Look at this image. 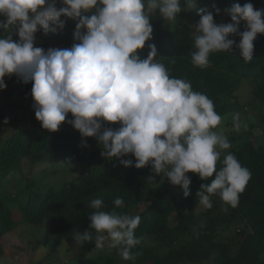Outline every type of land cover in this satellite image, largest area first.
Listing matches in <instances>:
<instances>
[{"label":"clouds","instance_id":"obj_1","mask_svg":"<svg viewBox=\"0 0 264 264\" xmlns=\"http://www.w3.org/2000/svg\"><path fill=\"white\" fill-rule=\"evenodd\" d=\"M0 0V89L7 87L5 77L17 76L23 83L32 82L36 119L43 129L56 132L69 113L67 123L82 138L94 137L103 149L101 156L121 159L124 167L145 168L151 165L156 175L166 174L170 183L190 193L188 173L198 174L204 183L197 192L199 204L213 205L210 196L235 208L240 194L251 179V172L228 153L217 170L222 150L231 148L223 130L216 131L221 116L214 102L204 93L193 90L192 83L171 77L156 57L155 44H148L147 58L140 50L152 40L150 17L158 10L168 21H176L182 11L181 0ZM216 14L220 9L213 5ZM231 22L217 24L213 12L202 8L195 25V52L192 63L209 66L213 52L239 49L245 62L254 55V41L264 34V8L252 3L234 4L224 10ZM76 21L71 48L35 47L36 33L63 29L66 20ZM245 31H240L241 22ZM18 36L14 40L13 36ZM239 35L240 42L229 39ZM233 127L241 129L238 113L232 115ZM7 123V119L5 120ZM119 124L118 128L105 124ZM247 128V125H243ZM84 146H87L86 141ZM149 177L148 181H154ZM114 209L103 210L102 199H93L94 209L88 219L90 228L75 232L74 241L82 246L94 240L97 249L110 240V247L123 245V259H135L131 249L141 243L135 235L141 223L139 215L115 211L124 206L117 197ZM227 211V208L224 209Z\"/></svg>","mask_w":264,"mask_h":264},{"label":"trees","instance_id":"obj_2","mask_svg":"<svg viewBox=\"0 0 264 264\" xmlns=\"http://www.w3.org/2000/svg\"><path fill=\"white\" fill-rule=\"evenodd\" d=\"M196 17L202 8L213 12L216 23L221 11L239 3H252L254 8H264V0H187ZM182 2V1H181ZM213 5L220 9L216 14ZM62 5L57 3V7ZM0 19H3L0 16ZM62 19H65L62 17ZM66 20V19H65ZM241 22L240 31H245ZM66 21L63 29L48 32L47 39L35 42V47L47 51L49 48H71L74 33ZM171 26L161 27L152 44L159 43L156 59L168 69L171 77L182 78L192 83L193 90L206 94L222 117L240 112L245 106L238 91L243 80L252 84L254 99L264 105V34H258L254 41V55L245 62L235 46L229 51L213 52L209 66L197 67L192 63L191 54L196 51L195 35L188 26L177 25L175 34L167 39ZM2 33L0 35H7ZM18 40V36H13ZM238 44L239 35L230 36ZM147 58V53H141ZM6 88L0 93H16L19 98L8 97L0 102V124L5 120L15 121L13 114L20 112L18 129L8 138L0 140V258L3 257V238L16 231L25 223L44 226L47 247L59 246L76 226L84 230L90 228L89 215L95 211L90 207L93 199H102L105 211L114 209L113 201L120 197L124 206L115 211L131 216L139 215L141 223L135 235L141 243L131 249L135 259L119 258L123 245L116 248L97 249L94 240L89 242L87 252L94 255L74 264H264V143L256 144L252 137L264 133V116L260 123L250 126L241 134H233L229 139L236 141L227 149L242 166L251 172V179L240 194L239 204L232 208L226 205L219 194L210 196L211 208L199 204L197 192L204 183H211L213 177L202 180L198 174L188 173L190 195L185 198L183 189L166 179L159 187H152L148 178L153 171L151 165L145 168L124 167L121 159H132V155L108 160L101 156L103 149L94 137L82 138L80 132L68 120L71 113L56 132L42 128L35 116L32 82L17 88L4 78ZM16 123V122H15ZM118 128L117 124H105ZM256 139V138H255ZM86 141L87 146H84ZM46 163L61 160L87 166L70 180L59 185L46 179H30L24 171V160ZM223 160V159H222ZM221 160V161H222ZM222 167L217 164V170ZM15 178L17 190L9 192L5 181ZM227 208V211L224 209ZM235 228L230 236L224 233ZM154 240L155 245L147 242ZM37 264H42L38 262Z\"/></svg>","mask_w":264,"mask_h":264},{"label":"rangeland","instance_id":"obj_3","mask_svg":"<svg viewBox=\"0 0 264 264\" xmlns=\"http://www.w3.org/2000/svg\"><path fill=\"white\" fill-rule=\"evenodd\" d=\"M182 11L178 15L176 21L165 20L160 16L158 10L150 17V23L153 27L152 36H156L161 27L171 26L170 33L166 37L170 39L176 31L177 25H185L190 28L191 35H197L195 25L199 21L200 17H196L191 10V2L187 0H181ZM227 9V8H225ZM225 9L221 11V18L217 24L231 22L230 16L225 13ZM70 24V31L74 33L76 27V21L65 18ZM47 39V35L41 30L36 33V42H42ZM160 43V42H159ZM159 43L155 44L159 51ZM148 44H152L151 40L146 42L144 49L140 50L141 53L149 52ZM5 78L15 85L17 88L21 87L22 81L15 75ZM241 102L244 104V108L238 112L241 118V129L236 131L233 127L232 115L222 117L221 124L215 129L216 131L223 130L224 135L228 140L233 134H241L248 130L250 126H255L260 123V120L264 116V105L255 100L252 91V84L248 80H243L240 84L238 91ZM13 99L19 98V94L16 93H0V102L6 98ZM15 121H8L7 123L0 124V140L8 138L14 131L18 129V123L21 119L20 112L13 114ZM36 119V116H33ZM16 122V123H15ZM244 124L247 128H244ZM255 138L252 140L256 143H264V133H255ZM236 141H230V144ZM227 154V150H222L220 160L221 162L224 156ZM87 166L80 165L75 162H63L61 160L51 161L46 163H35L29 159L24 160V171L30 179H46L55 185H59L64 179L70 180L74 178L81 171H86ZM19 175H14L5 181V188L15 193L17 190V183L15 178H19ZM150 177H155L154 181H150L152 187H159L167 178L166 174L156 175L154 170L151 172ZM237 230L235 228L230 229L224 236L233 235ZM84 233L81 226H76L67 235L66 239L57 247H47L45 243V229L44 226H33L30 223H25L19 227L16 231L6 235L3 242L4 254L0 258V264H74L85 261L91 258L94 253L87 252L89 242H85L82 246H77L74 241V233ZM149 245H155L154 240L147 242ZM111 241L106 240L105 246L110 247ZM121 252L119 258H121ZM202 264H214L212 261H206Z\"/></svg>","mask_w":264,"mask_h":264}]
</instances>
